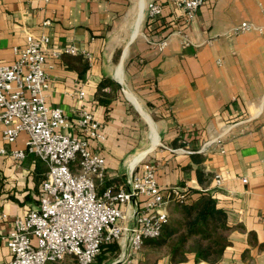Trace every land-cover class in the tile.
<instances>
[{
    "label": "crops",
    "instance_id": "1",
    "mask_svg": "<svg viewBox=\"0 0 264 264\" xmlns=\"http://www.w3.org/2000/svg\"><path fill=\"white\" fill-rule=\"evenodd\" d=\"M177 1L0 0V63L16 59L12 49L27 33L47 35L49 49L75 48L47 58L45 101L61 109L71 133L80 110L100 124L104 139L88 140L104 160L98 194L125 187L147 162L162 192L179 187L187 200L208 192L225 211L228 245L215 262L185 253L171 263L164 248L141 247L133 264H264V0H204L189 19ZM149 2L160 5L153 18ZM242 21L261 30L230 34ZM24 138L3 146L22 147ZM44 172L32 155L18 163L0 155V264L11 257L3 240L9 220L37 206ZM141 206L123 205L121 224L131 226ZM111 243L97 264L126 252L124 236Z\"/></svg>",
    "mask_w": 264,
    "mask_h": 264
},
{
    "label": "built area",
    "instance_id": "2",
    "mask_svg": "<svg viewBox=\"0 0 264 264\" xmlns=\"http://www.w3.org/2000/svg\"><path fill=\"white\" fill-rule=\"evenodd\" d=\"M203 1L178 0L176 6L189 19ZM146 10L147 17L153 18L161 9L159 4L149 2ZM47 24L48 20L43 21ZM251 30L261 28L242 21L229 33ZM164 43L160 41L159 46ZM180 43L189 44L185 38ZM12 51L16 59L0 63V155H8L16 163L32 155L43 163L45 172L37 206L9 220L10 230L3 240L11 257L5 264H45L66 256L71 258L65 264H92L101 244L120 241L123 236L127 248L119 264H133L143 240L159 235L168 219L170 203L186 201L185 191L172 187L162 192L155 181L154 166L145 162L139 172L130 174L125 187H106L96 194L93 179L103 180L104 160L89 148L88 140L98 143L104 139L100 124L91 113L80 110L75 120L78 133H71L67 130L71 122L61 109L49 107L45 101L49 88L46 70L51 67L47 58L74 54L75 48L64 45L49 49L47 35L27 33L23 45ZM77 94L81 96L82 92ZM21 133L25 135L22 147L7 150L3 146L13 143ZM75 155L77 172L68 166ZM212 181L216 187L222 183L216 173ZM132 199L142 203L133 224H118L124 218L119 205ZM1 219L5 215L0 213Z\"/></svg>",
    "mask_w": 264,
    "mask_h": 264
},
{
    "label": "trees",
    "instance_id": "3",
    "mask_svg": "<svg viewBox=\"0 0 264 264\" xmlns=\"http://www.w3.org/2000/svg\"><path fill=\"white\" fill-rule=\"evenodd\" d=\"M197 179L201 181L200 176ZM229 229L225 211L217 207L215 199L208 192H202L183 203L171 202L168 219L159 235L144 239L141 247L147 251L164 248L171 263L184 260L185 253H193L195 262L212 263L228 245ZM102 248L112 251L114 245L103 243L100 250Z\"/></svg>",
    "mask_w": 264,
    "mask_h": 264
},
{
    "label": "rangeland",
    "instance_id": "4",
    "mask_svg": "<svg viewBox=\"0 0 264 264\" xmlns=\"http://www.w3.org/2000/svg\"><path fill=\"white\" fill-rule=\"evenodd\" d=\"M5 145V144H4ZM38 161H40L39 159H37ZM41 162V161H40ZM69 168L73 171V172H77L78 171V157L75 155V157L69 162L68 164ZM93 185H94V189H95V192L96 194L97 191H96V185H97V181L96 179H93ZM119 208L122 209V205H119ZM117 223H121L120 220L117 221ZM98 256V255H97ZM153 256V255H152ZM151 257V256H150ZM71 257L70 256H66L62 261H56V262H52V261H46L45 264H65L67 263L68 259H70ZM92 264H97V261H93Z\"/></svg>",
    "mask_w": 264,
    "mask_h": 264
},
{
    "label": "water",
    "instance_id": "5",
    "mask_svg": "<svg viewBox=\"0 0 264 264\" xmlns=\"http://www.w3.org/2000/svg\"><path fill=\"white\" fill-rule=\"evenodd\" d=\"M119 263H120V261L117 260V261H115L113 264H119Z\"/></svg>",
    "mask_w": 264,
    "mask_h": 264
}]
</instances>
